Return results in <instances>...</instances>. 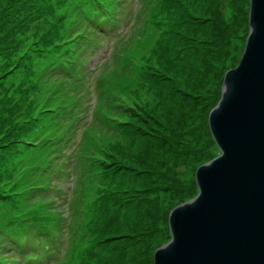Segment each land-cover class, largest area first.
<instances>
[{
    "label": "rangeland",
    "instance_id": "1",
    "mask_svg": "<svg viewBox=\"0 0 264 264\" xmlns=\"http://www.w3.org/2000/svg\"><path fill=\"white\" fill-rule=\"evenodd\" d=\"M103 7L118 29L96 27ZM248 11L249 0H0V264H153L169 213L197 195ZM84 25L94 31L78 51L70 34ZM77 51L62 84L50 71ZM76 65L96 68L89 84Z\"/></svg>",
    "mask_w": 264,
    "mask_h": 264
},
{
    "label": "water",
    "instance_id": "2",
    "mask_svg": "<svg viewBox=\"0 0 264 264\" xmlns=\"http://www.w3.org/2000/svg\"><path fill=\"white\" fill-rule=\"evenodd\" d=\"M197 195L169 213L153 264H264V0H249L242 56L208 116Z\"/></svg>",
    "mask_w": 264,
    "mask_h": 264
},
{
    "label": "trees",
    "instance_id": "3",
    "mask_svg": "<svg viewBox=\"0 0 264 264\" xmlns=\"http://www.w3.org/2000/svg\"><path fill=\"white\" fill-rule=\"evenodd\" d=\"M76 10V9H75ZM59 56H61V55H59ZM59 65V64H58ZM57 65V66H58ZM47 66H48V64H47ZM61 67H57V70L56 71H59V73L58 74H61L63 71L60 69ZM51 78H52V76L51 75H49V76H44V80H47V81H51Z\"/></svg>",
    "mask_w": 264,
    "mask_h": 264
}]
</instances>
